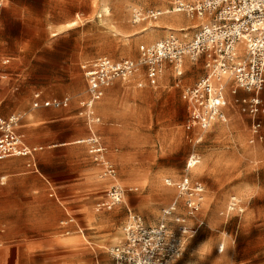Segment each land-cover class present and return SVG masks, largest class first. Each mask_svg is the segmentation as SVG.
<instances>
[{"label": "rangeland", "instance_id": "rangeland-1", "mask_svg": "<svg viewBox=\"0 0 264 264\" xmlns=\"http://www.w3.org/2000/svg\"><path fill=\"white\" fill-rule=\"evenodd\" d=\"M162 5L172 11L168 0H3L0 60L10 58L3 68L9 73L23 71L17 81L0 73L1 106L25 117L37 91L68 95L72 104L46 108V155L40 148L38 172L24 158L11 157L16 172L1 174L7 182L0 186V262L13 256V264H108V249L129 215L157 224L177 196L165 179L186 177L201 184L203 194L196 231L189 233L177 263L264 264V117L263 139L253 142V120L235 106L225 110L226 121L206 130L187 128L181 91L205 74L201 60L185 61L179 85L168 68L156 86L138 87L136 74L106 89L95 107L101 121L93 130L108 148L125 198L111 210L94 208L108 181L101 180L86 146L73 143L89 134L77 113L86 88L81 64L98 56L136 61L141 45L170 33L190 40L202 21L183 13L176 12L184 17V31L153 27L169 13L133 23L134 13ZM151 30L154 35L144 40ZM192 154L198 163H190ZM233 196L241 211L228 210ZM177 205V213L187 215L181 199ZM68 216L75 223L61 227Z\"/></svg>", "mask_w": 264, "mask_h": 264}, {"label": "built area", "instance_id": "built-area-1", "mask_svg": "<svg viewBox=\"0 0 264 264\" xmlns=\"http://www.w3.org/2000/svg\"><path fill=\"white\" fill-rule=\"evenodd\" d=\"M168 1L172 11L202 21L195 26L190 40L170 33L149 45H141L136 61H114L98 56L81 64L86 88L84 96L77 102V113L89 134L74 143L86 146L99 176L108 181L103 197L95 204L96 211L111 210L125 198L124 187L116 183L117 168L109 157L108 148L99 133L93 130L101 121L96 104L114 82H128L138 75V87L146 83L156 86L165 70L170 68L177 78L176 85H179L185 61L201 60L205 74L193 84L183 86L181 91L188 112L187 128L199 126L206 130L217 121H226L225 110L233 104L240 112L249 113L253 120L251 142L263 139L259 117L263 110L260 92L264 87V0ZM2 4L3 0H0V9ZM161 14L160 10L138 11L133 14L132 21L156 19ZM9 62L10 58H3L1 65L7 66ZM241 90L248 95L237 98ZM71 104L72 98L68 95L46 97L40 91L33 93V107L58 110L69 108ZM22 116L15 112L0 118V160L25 157L30 160L28 166L34 167L39 149L27 144L17 131ZM189 160L192 164L199 162L195 154L190 155ZM165 185L174 188L177 196L162 209L161 220L146 225L139 215H129L119 240L108 249V264H178L189 233L196 231L193 224L200 211L203 187L186 177L177 181L166 178ZM178 199L182 200L187 215L177 213ZM239 206V201L231 197L228 210L241 211ZM71 223H75L72 216L59 221L63 228H68ZM69 232L66 230L67 234ZM223 249L220 245L218 251Z\"/></svg>", "mask_w": 264, "mask_h": 264}, {"label": "crops", "instance_id": "crops-1", "mask_svg": "<svg viewBox=\"0 0 264 264\" xmlns=\"http://www.w3.org/2000/svg\"><path fill=\"white\" fill-rule=\"evenodd\" d=\"M1 10V9H0ZM0 22H3L2 18L0 17ZM2 60V59H1ZM1 60H0V73L3 74H10L12 77L13 81H17L19 80V76L21 75V72L23 71V69L18 68L15 69L14 71L17 72H7L5 71L3 68L4 66L1 65ZM190 63H186V67L189 66ZM21 71V72H19ZM2 82H0L1 84ZM1 92H2V88H0V106L1 103L3 102L4 99H1ZM247 93L244 92L243 90L239 91L237 98L246 96ZM260 97L262 99V113L260 114L259 120L260 122L262 121V117H264V88L261 90L260 92ZM33 102V97H32V101H31V109L24 117V115L22 116L18 126H17V131L19 133H21L25 140H26V135L29 136V140H26L27 144H29L30 146H36L38 147V152L36 153V161H35V166L34 167H30L28 166V162H30L29 158H24L25 161V165L27 166V168L38 172L39 171V152H40V148H42L41 153H43L42 155H46V108L45 107H33L32 105ZM235 105L230 104L227 108L229 107H234ZM237 107V106H235ZM78 108V107H77ZM226 108V109H227ZM238 108V107H237ZM10 109L7 106H1L0 107V118H6L7 116H9L12 113H10ZM226 113V111H225ZM227 116V113H226ZM227 120V119H226ZM20 126V129H19ZM75 141H73L74 143ZM76 144V143H74ZM11 158V157H10ZM10 158H6L3 159L2 161H0V178L3 177L2 181H0V186L4 185L7 180H6V176L5 175H1L4 172H11V173H15L16 169V164H17V160L16 159H10ZM46 157H43L42 162L45 163ZM3 168H7L5 171L3 170ZM8 258H5L4 260H2L0 262V264H7L8 263Z\"/></svg>", "mask_w": 264, "mask_h": 264}, {"label": "bare ground", "instance_id": "bare-ground-1", "mask_svg": "<svg viewBox=\"0 0 264 264\" xmlns=\"http://www.w3.org/2000/svg\"><path fill=\"white\" fill-rule=\"evenodd\" d=\"M164 1V0H163ZM160 11L162 12V14L164 13V14H167V13H169L170 15L169 16H166L164 19H162V22H157L153 27L155 28H158V27H162V28H166V30L167 31H169V30H173V28H179V30H182V28H183V21H184V17L181 15V14H178V13H181V12H178V13H176V11L174 10V11H171V9L169 8V7H166V6H164V5H162V8H160ZM193 25L194 24H197V23H194V22H191ZM73 24H75V22H71V23H68V25L67 26H71V25H73ZM195 26V25H194ZM155 32V30H151L150 32H148V33H146V35H144V40H149L151 37H152V35H154V34H152L151 32ZM192 168H195V167H191V169ZM102 181L104 180V179H101ZM166 193H168V191L167 190H163L162 191V193L161 194H166ZM67 243H69L68 241H66ZM220 245H223L224 246V243L223 242H221V243H219L218 244V246H220ZM224 248V247H223ZM8 263L7 264H13V256H11V257H9L8 259Z\"/></svg>", "mask_w": 264, "mask_h": 264}]
</instances>
